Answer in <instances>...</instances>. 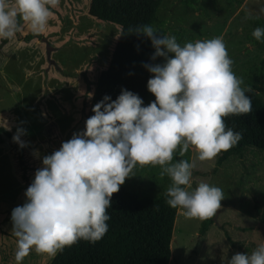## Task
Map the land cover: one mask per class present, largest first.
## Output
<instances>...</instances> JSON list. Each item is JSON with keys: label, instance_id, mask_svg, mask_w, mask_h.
<instances>
[{"label": "clouds", "instance_id": "9594fccd", "mask_svg": "<svg viewBox=\"0 0 264 264\" xmlns=\"http://www.w3.org/2000/svg\"><path fill=\"white\" fill-rule=\"evenodd\" d=\"M59 3L0 0V40L14 38L25 26L34 35L44 33L51 9ZM129 32L150 40L152 61L164 60L144 65L152 74L147 90L155 100L143 106V100L127 90L115 101L105 96L93 107L83 132L43 157L24 193L25 203L11 212L16 264L33 249L54 257L80 240H101L108 231L111 197L137 166H160L159 176L171 180L166 204L180 209L186 219H210L221 208L224 192L219 187L201 182L191 190L193 169L197 160H213L242 139V133L226 130L224 118L251 111L246 95L251 89H242L222 37L181 46L151 25ZM252 35L260 41L264 28L257 27ZM26 134L19 128L13 142L26 147L21 140ZM190 149L196 153L191 163H172L177 150L183 157ZM228 264H264V245L250 255L234 254Z\"/></svg>", "mask_w": 264, "mask_h": 264}, {"label": "rangeland", "instance_id": "374dc122", "mask_svg": "<svg viewBox=\"0 0 264 264\" xmlns=\"http://www.w3.org/2000/svg\"><path fill=\"white\" fill-rule=\"evenodd\" d=\"M89 1L60 0L51 9L53 16L44 33L34 35L25 26L0 47V128L13 136L24 129L27 134L21 140L32 147L23 182L6 140L0 141V264H16L12 210L25 203L24 193L43 157L81 132L94 79L110 60L119 27L90 17ZM261 9L264 0H244L238 7L227 0H163L153 28L174 36L180 45L188 39L195 43L222 37L232 71L242 79L244 89L246 73L264 60V37L256 44L250 37L252 21H264ZM259 87L264 91V82ZM255 95L264 105L263 95L257 91ZM195 156L190 149L188 161ZM217 157L196 161L191 190L201 182L219 187L224 192L221 208L202 236L198 234L202 221L186 219L177 208L168 264H228L234 254L250 255L264 245V153L246 147L240 158L229 156L212 172ZM159 172L160 166H137L131 189L159 194L171 183ZM51 258L33 249L20 264H48Z\"/></svg>", "mask_w": 264, "mask_h": 264}, {"label": "trees", "instance_id": "16d2710c", "mask_svg": "<svg viewBox=\"0 0 264 264\" xmlns=\"http://www.w3.org/2000/svg\"><path fill=\"white\" fill-rule=\"evenodd\" d=\"M163 0H90L87 14L100 21L115 24L119 33L115 41L107 67L100 71L92 84L91 95L84 115L81 132L85 130L86 120L94 115L93 107L105 96L115 101L122 90L137 94L148 106L152 94L147 90V82L152 74L144 67L149 63H163V58L151 60L154 49L143 36L130 33L129 29L137 26L158 24L157 13ZM230 5L240 6L244 0H227ZM251 39L257 40L252 33L264 27V21H252ZM5 41L2 40L1 45ZM188 39L186 43H189ZM185 45V44H184ZM181 44V46H184ZM245 77L244 84L252 102L251 111L247 114L229 115L224 118L227 128L242 133V139L228 151H222L215 161L212 172L229 156L241 157L246 147L264 153V105L255 92L264 91L259 87L264 82V60H259ZM6 140L15 162L17 173L23 182L27 181L31 146L19 147L13 142V135L0 128V141ZM188 160V152L183 157L179 150L173 160ZM171 184V183H170ZM169 187V186H168ZM167 187V188H168ZM167 188L156 195H147L131 189V177L120 186L118 193L111 197L108 209L110 219L108 231L95 243L80 240L70 247H65L51 258L48 264H168L170 259V240L177 209L166 204ZM210 219L203 220L198 229L204 235ZM224 233V232H223ZM225 238L228 239L224 233Z\"/></svg>", "mask_w": 264, "mask_h": 264}, {"label": "water", "instance_id": "95a60500", "mask_svg": "<svg viewBox=\"0 0 264 264\" xmlns=\"http://www.w3.org/2000/svg\"><path fill=\"white\" fill-rule=\"evenodd\" d=\"M214 219V218H213ZM214 221V220H213Z\"/></svg>", "mask_w": 264, "mask_h": 264}]
</instances>
